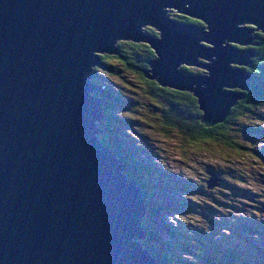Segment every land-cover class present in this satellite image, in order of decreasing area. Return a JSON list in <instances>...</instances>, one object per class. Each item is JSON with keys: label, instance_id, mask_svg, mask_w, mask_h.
I'll list each match as a JSON object with an SVG mask.
<instances>
[{"label": "water", "instance_id": "water-1", "mask_svg": "<svg viewBox=\"0 0 264 264\" xmlns=\"http://www.w3.org/2000/svg\"><path fill=\"white\" fill-rule=\"evenodd\" d=\"M240 23L264 32V0H0V264H158L141 243L146 207L130 164L97 135L105 102L94 51L146 42L156 53L146 77L193 93L210 126L251 87L256 51L227 43L252 42Z\"/></svg>", "mask_w": 264, "mask_h": 264}, {"label": "rangeland", "instance_id": "rangeland-1", "mask_svg": "<svg viewBox=\"0 0 264 264\" xmlns=\"http://www.w3.org/2000/svg\"><path fill=\"white\" fill-rule=\"evenodd\" d=\"M164 10L171 18L172 14L185 15L173 7H165ZM238 26L251 29L248 36L252 42L239 44L227 40V43L242 50H255L259 44L258 34L262 32V29L252 23H240ZM202 28L206 32L209 31L205 23H202ZM149 29H153L157 34L160 33L153 25H143L140 28L143 33L151 35L147 32ZM127 40L117 39L114 45L117 46V43ZM200 44L214 47L205 41H200ZM94 54L112 56L103 62L121 70L120 76L110 74L105 69L98 71L100 76H108L110 81L116 80L122 84L125 91L121 97L123 99L121 104L119 101L114 107V112L120 118L119 121L122 120L116 123L117 134L124 138L125 145L127 144L133 150L144 152L141 156L148 158H146V164L155 169L152 181H158L159 184L167 182L171 184L164 190L157 185L160 189L159 194L166 195L163 197L167 208L164 212L165 216L156 217L158 223L155 224L159 232L164 235V240L175 245L170 252L172 258L185 257L184 254L188 253L186 256L189 261L181 263L176 260L175 264H213L212 261L210 263L206 261V255L209 253L200 251L202 255H198L195 251L182 248L183 244L189 245L187 239L190 240L193 235L197 240L194 246L198 252V227L204 229L202 234L207 239L213 237L209 246H214L220 252L234 254L231 260L222 261L220 255L224 257L226 255L219 254L217 251L212 252L216 258L219 256L218 263L264 264V131L245 136L240 125L239 127L231 126H235V129L229 131L231 140L246 146V149L239 150L217 140L207 142L191 140L185 134L172 131L163 125L165 119L162 112L154 106L156 101L152 100L148 84L139 73L125 69L123 63L114 58L116 52L107 54L94 51ZM128 56L130 60L136 59L132 51H128ZM198 61L210 63V60L201 57H198ZM231 65L245 67L236 63ZM95 67L97 66L92 68ZM184 67L189 68L194 75H209L207 69L185 63H181L178 69ZM149 74L152 75L151 72ZM145 78L149 79L146 76ZM96 92L102 91L96 90L95 94ZM130 108L132 110L134 108V111ZM256 113L260 117L246 116L243 119L247 118L248 122H258L257 124L264 129V103L256 110ZM122 117L130 118L132 123ZM240 122L242 119L239 120ZM100 123L98 128H101ZM97 135L100 141V136L105 138L103 133L98 132ZM247 147L250 149L248 150ZM256 155L260 157L257 158ZM135 157L137 158V153ZM211 182H214L213 186H210ZM211 250L214 249L211 248Z\"/></svg>", "mask_w": 264, "mask_h": 264}, {"label": "trees", "instance_id": "trees-1", "mask_svg": "<svg viewBox=\"0 0 264 264\" xmlns=\"http://www.w3.org/2000/svg\"><path fill=\"white\" fill-rule=\"evenodd\" d=\"M172 17L178 21L202 25L201 21L185 15L172 14ZM147 32L153 36L158 35L153 29H149ZM258 38L259 44L255 49L256 55L252 58L251 65L246 68V71L251 77V87L243 92L244 96L232 106L229 114L223 121L210 126L202 121L201 116L203 112L200 110L198 100L193 93L162 86L156 80L145 78V71L150 68L149 61L156 57L155 51L149 44L132 41L119 42L117 43L118 52L115 57H113L123 63L125 69L139 73L141 78L146 81L148 90L153 98L152 100L156 101L154 103L155 108L159 109L163 114L165 119L163 125L165 127H169L172 131L181 132L191 140H200L203 142L217 140L225 144L228 143L233 149L239 150L243 148L246 149V146L236 144L231 140L229 131L235 127L231 126L238 125L239 127L240 125L245 136L263 133L264 131V129L257 124L258 122L253 123L248 122L247 118L243 119L246 116L252 118L260 117V115L256 113V110L264 103V32L259 33ZM128 51H132L133 56L136 57L135 60H130ZM111 57L110 55H101L100 64L94 68L92 76V81L102 88V92H96V94L105 102L106 119L100 123L101 128L104 130L103 135L105 138L100 136L101 142L104 146L108 147L114 155L130 164L131 169L126 172V176L134 180L141 191L146 207V215L143 222L145 238L141 242L144 248L151 253L158 264H175L177 262L176 260L181 263L187 262L189 258L186 254L188 253L184 254L185 257L178 256V258H172L170 256V252H172L173 249L172 247L175 245L164 240V235L159 232V228L155 224L158 223L156 217H160L161 215L165 216L164 212L167 208V204L164 202V197H166V195L163 193L159 194L160 189L157 188V185L160 188L162 187L161 190H164L170 187V182L159 184L158 181H152V177L155 175V169L151 168L149 164H146L147 157L144 158L141 156L144 152L133 150L127 144L125 145V143H123L124 138L117 134L118 127L116 123L122 122V120L119 121L120 118L118 114L114 112V107L118 105L119 101L121 104L123 100L121 97L125 94V91L122 84L116 80L110 81L108 76L103 77L98 73L99 70L105 69V71L110 74L120 76L121 70L118 67L103 62V60L105 61V59ZM183 69H185L187 73H193L187 67ZM130 110L134 111V108L133 110L130 108ZM122 119L130 120L128 117H122ZM241 119L242 122L239 123ZM247 123H249V125ZM247 149L249 150L250 148L247 147ZM141 150L143 149L141 148ZM136 153L137 158L135 157ZM139 154L140 156H138ZM256 156L257 158L260 157L259 155ZM203 231V228L198 227V252L194 246L197 244V240L194 239L192 234V238H190V240L187 239L189 245L183 244L184 247L182 248L195 251L198 255H202L200 251H204L206 254L209 253L206 255V261L209 263L212 261L213 264H222V262H217L219 256L216 258L212 253L214 251L226 255L225 257L220 255L222 258H220V260L222 261H228L234 257L233 253H227L226 251L220 252L214 246H209L213 241V237L207 239L203 236ZM174 233L176 234V231H174ZM211 248L214 250H211ZM235 259H237L236 256Z\"/></svg>", "mask_w": 264, "mask_h": 264}]
</instances>
